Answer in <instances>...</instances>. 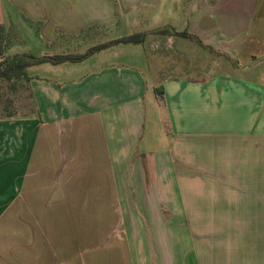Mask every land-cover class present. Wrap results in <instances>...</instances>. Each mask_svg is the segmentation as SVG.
<instances>
[{"label": "crops", "instance_id": "1", "mask_svg": "<svg viewBox=\"0 0 264 264\" xmlns=\"http://www.w3.org/2000/svg\"><path fill=\"white\" fill-rule=\"evenodd\" d=\"M9 3L55 46L58 30L136 28L158 10L217 69L151 88L114 64L123 46L49 65L65 80L43 88L45 121L0 120V264H264V0H0L6 30ZM150 89L148 142L164 147L130 168Z\"/></svg>", "mask_w": 264, "mask_h": 264}, {"label": "rangeland", "instance_id": "2", "mask_svg": "<svg viewBox=\"0 0 264 264\" xmlns=\"http://www.w3.org/2000/svg\"><path fill=\"white\" fill-rule=\"evenodd\" d=\"M22 9V7H20V9L19 7H11L9 3V8L6 10L7 14L5 12L7 32L13 40L11 46L7 49L6 56H14L16 54L42 56L49 53H51V55L83 54L91 47L103 42L116 40L136 33L154 32L164 28L163 25L159 23L160 16L158 10L156 11L153 9L151 13L148 12V14H150L148 16H151V23H149V21H143L136 25V28H131L124 24H117L114 28L102 30L89 27L80 32L78 36H69L64 31L58 30L55 32V46L53 42L49 43L46 38L43 39L40 36L44 22L41 20H39V22L37 20H32L30 16L22 12ZM168 37L169 36L148 35L145 43L142 45H127L120 47L116 50L120 52L121 58L114 64L134 66L135 69L142 74L141 76L144 77L147 86H151V88H157L162 76L171 75L170 77L202 78L206 76L205 73L208 71L212 70L213 73H215L214 71H216L217 67H215L212 60L203 62H197L195 60L199 49L194 43L173 36L174 41L169 44L167 42ZM201 52L204 53L203 51ZM88 64L92 65L93 63L90 61ZM228 64L226 65L233 68V72L239 70L240 72L257 71L254 66L241 68L239 67V62L236 61H228ZM68 65L69 64L66 63L64 66ZM48 66L49 64H44L29 68L28 75L31 79L26 88L12 90L8 87L6 81H0L2 93L13 99L18 118H30L39 120L40 122L45 121L44 116H47L45 115L47 99L45 98L46 95H43V92H45L43 88L54 85V83L63 85L65 80L64 78H55L51 71L48 70ZM81 80L82 79L78 77L76 83ZM158 91L161 92V90ZM153 93V90L150 89L148 99H146V105L148 107L146 135L135 144V150L129 163L130 168H132V164L135 162L137 156L136 154H138L139 151L143 152L148 146L151 149L164 147V142L162 143V141L159 140L148 142L150 140L149 132L153 130L152 128L154 127L152 126V124L154 125V120L151 115V101L154 100ZM2 109L3 108H0V115L4 113Z\"/></svg>", "mask_w": 264, "mask_h": 264}, {"label": "trees", "instance_id": "3", "mask_svg": "<svg viewBox=\"0 0 264 264\" xmlns=\"http://www.w3.org/2000/svg\"><path fill=\"white\" fill-rule=\"evenodd\" d=\"M148 35L169 37L181 36L203 45L198 37L192 36L188 33H178L170 28H163L154 32L136 33L116 40L104 42L91 47L86 53L83 54H46L42 56H34L32 54H16L14 56H6L7 49L11 46L13 40L10 37V34L7 32L5 26L0 25V81H6L8 83V87H10L12 90L24 87L26 88L31 79L28 75V70L31 67L44 64L59 66L66 63H81L97 53L118 46L142 45L145 43ZM203 47L214 52V50L208 48L207 46L203 45ZM156 93L159 102H161V104H165L164 93L159 91ZM0 108H3L2 110L4 112L2 115H0V119L14 118L18 116L13 99L5 96L1 89Z\"/></svg>", "mask_w": 264, "mask_h": 264}]
</instances>
